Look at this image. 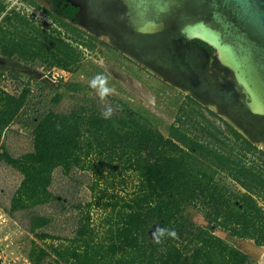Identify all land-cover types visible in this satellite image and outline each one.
Instances as JSON below:
<instances>
[{
  "label": "trees",
  "instance_id": "trees-1",
  "mask_svg": "<svg viewBox=\"0 0 264 264\" xmlns=\"http://www.w3.org/2000/svg\"><path fill=\"white\" fill-rule=\"evenodd\" d=\"M4 11L0 0V17ZM74 11L70 9L66 17H73ZM58 23L76 31L66 22ZM41 26L15 10L2 16L0 54L71 70L79 61V52L60 35ZM31 96L27 86L17 94L0 86V160L21 175L8 213L54 201L50 185L56 168L64 175L74 168L90 171L95 180L93 190L103 183L85 205L86 214L73 237L51 235L43 230L50 223L49 217L29 215L28 232L47 243L55 264L251 263L247 253L214 234V229L264 246V173L256 166L241 164L229 151L213 148L212 139L220 141L205 127L201 128V139L174 126L164 138L144 118L127 111L106 120L93 107L79 106L68 112L49 110L28 124L32 149L12 156L2 146V137L13 122L26 124L23 118ZM60 97L58 94L54 102ZM231 134L253 152V144L234 130ZM207 138V142L202 140ZM216 171L225 172L244 192L237 194L219 187L214 181ZM127 172L134 174L136 182L131 192L120 196L111 189L115 182H124ZM185 205L201 208L207 226L187 219ZM92 206L106 211L97 226L91 225ZM100 227L105 228L101 235ZM153 227L157 234L152 239L149 231ZM35 261L39 262L38 258Z\"/></svg>",
  "mask_w": 264,
  "mask_h": 264
},
{
  "label": "rangeland",
  "instance_id": "rangeland-1",
  "mask_svg": "<svg viewBox=\"0 0 264 264\" xmlns=\"http://www.w3.org/2000/svg\"><path fill=\"white\" fill-rule=\"evenodd\" d=\"M1 2L5 7L1 17L15 10L33 20L35 24L50 30L54 35H60L80 54L79 61L71 70H63L64 77L56 85H51L44 76L51 77L58 68H50L40 60L20 63L15 56L7 60H4L6 57L0 56L1 68H5V64L12 66V69L9 68V71L3 75L16 74V77H20L26 84H32L34 89L27 115L23 118L26 124L13 125V128L6 130L2 137V146L12 156H18L32 149L31 129L28 124L44 112L49 110L68 112L79 106H87L103 113L111 107L113 109L111 116L120 115L125 111L135 113L155 127L164 138L169 137V130L174 126L201 139L204 135L201 128L205 127L220 141L213 138V148L225 153L229 151L241 164L247 167L256 166L264 173V151L259 145H253L255 148L253 152L247 151L243 144L240 145L239 141L234 139L223 122L201 107L191 105L186 94L178 86H174L162 75L154 73L117 45L110 44L106 36L90 35L80 25L51 15L47 12L49 9H45L43 4L35 0H1ZM150 10L153 12L156 10L161 22L171 19L170 16L162 17L161 11L157 8H149L148 11ZM58 20L66 22L76 31L60 25ZM113 72H119L121 76L118 77ZM97 76L106 78L107 86L112 89L109 95L101 97L99 87L102 86L99 85V81L96 87L91 86V82ZM246 79L249 83V79ZM73 87L76 89L73 90ZM254 91L259 97V102H264V92L258 88ZM58 94L61 97L54 102ZM208 139L202 140L207 142ZM124 178V182H115L114 189H111L120 196H126L131 192L136 182L132 173L127 172ZM20 180L21 175L0 160V211L8 218V222L0 231V248L3 250V255L10 260L21 257L36 264H55L53 256L49 254L47 243L28 232L29 215L49 217L50 223L43 230L53 236L73 237L86 214L85 205L94 199L103 183L95 186L93 190L91 187L95 184V180L90 171L74 168L68 175H64L60 168H56L52 173L50 185V190L56 196L54 201L28 211L9 214L7 211L9 202ZM214 181L229 192L237 194L244 192V189L223 171H216ZM183 213L194 224L207 226L201 208L185 205ZM105 214L106 211L94 206L90 207L91 225L97 226ZM104 231V227L99 228L100 235ZM213 233L247 253L252 259L250 264H259L260 248L258 247L260 246L255 245L252 240L229 236L220 229H214ZM156 234V228L150 229V238L153 239ZM34 258L35 260L38 258L39 262Z\"/></svg>",
  "mask_w": 264,
  "mask_h": 264
},
{
  "label": "flooded vegetation",
  "instance_id": "flooded-vegetation-1",
  "mask_svg": "<svg viewBox=\"0 0 264 264\" xmlns=\"http://www.w3.org/2000/svg\"><path fill=\"white\" fill-rule=\"evenodd\" d=\"M35 1L43 4L45 9H49L46 11L51 15L80 25L90 35L106 36L110 44L117 45L138 61H143V56L141 57L134 49L125 45L119 35L105 26L102 20L91 18V14L96 10L90 7V1L102 7L104 12L117 17L119 13L128 10L122 0ZM169 1L172 11L171 19L159 22L162 29L159 32L161 37L149 46L150 49H158L160 58H165V61L169 63L168 69H161L160 75L169 79L174 86H178L186 94L191 105L201 107L202 110L218 118L226 125L230 133L231 130L236 131L242 139L255 146L261 143L262 147H259L264 151V114L252 113L250 94L245 86L237 80L233 70L220 60L215 46L198 38L184 39L182 37L181 39L180 32L184 23L183 19L187 20V23L202 21L213 23L217 27L224 25L225 28L222 30L225 33V41L235 46V54L248 56L255 67L254 71H247L243 67L245 76L251 75L256 81L250 79L249 87L253 90L258 88L264 92V22L258 25L252 22L255 10H264L262 0ZM241 2L248 4V12L243 10ZM73 8L76 9L73 17H66ZM81 9L90 16L80 15ZM238 43L243 48H247V51L236 50ZM232 124L237 126L243 134Z\"/></svg>",
  "mask_w": 264,
  "mask_h": 264
},
{
  "label": "bare ground",
  "instance_id": "bare-ground-1",
  "mask_svg": "<svg viewBox=\"0 0 264 264\" xmlns=\"http://www.w3.org/2000/svg\"><path fill=\"white\" fill-rule=\"evenodd\" d=\"M122 1L128 5L134 6V14H136L135 19L136 20L138 19L140 23L139 25L136 24V28L142 31H154L157 28H161V25H157V24L155 25V22L147 20L145 14L149 10V8H157L159 11H161L162 17L170 16V14L172 13V11L170 10L171 3L169 0H165V1H162V0H122ZM182 31L186 34L188 38H198L208 44L215 46V48L219 52L218 54L220 55V60L225 65L229 66L233 70V72L235 73L237 77V80L240 83H242L247 89V91L249 92L250 98H251V104H250L251 109L253 111H259V112L264 113V105H263L264 103L262 102L263 103L262 104L259 102V99H258L259 97H257L255 91L253 92V90L248 86V81L246 79V76H244L242 72H239V70L241 71L242 69L241 68L242 64L244 65L247 71L255 70V67L250 62L249 57L245 55L244 56L239 55V57L237 56L235 57V52H234L235 46H233L232 43L224 40V37L223 35H221L220 30L212 29L209 26V24L204 23L202 21H189V23H187L184 27H182ZM241 49L247 51V48H243L238 43L236 46V50L241 52ZM146 67L152 70L150 67L148 66ZM152 71L157 74V72H155L154 70ZM113 73L117 75L118 77L121 76L119 72H113ZM258 145L262 147L261 143H259ZM258 248H260L259 257H258L259 264H264V246H260Z\"/></svg>",
  "mask_w": 264,
  "mask_h": 264
},
{
  "label": "water",
  "instance_id": "water-1",
  "mask_svg": "<svg viewBox=\"0 0 264 264\" xmlns=\"http://www.w3.org/2000/svg\"><path fill=\"white\" fill-rule=\"evenodd\" d=\"M93 3L94 2L90 1V5H91L90 7H92L96 11H93V13L91 14V18L92 19H98L99 18V20H102V22L104 23L105 26H108V28L110 30H112L115 34L119 35V37L121 38L122 42L125 45H128L129 48L134 49L136 51V53H139V55L141 57L143 56L142 63L144 65L150 67L152 70L157 72V74L161 73V71H162L161 69H165V70L168 69L169 63L167 61H165V58L164 59L160 58L159 50L149 48L150 45L154 44L156 39L161 37V35L159 34V32L162 30L161 28H157L154 31H142L140 29H137L136 24L139 25L140 23H139L138 19L137 20L135 19L136 14H134V6L128 5L124 2L123 3L128 8V10L124 13H119L117 15V17L114 15H111L108 12H104L102 7H100L99 5H94ZM261 4L264 6V0H262ZM241 6L245 12H248L247 11L248 4H244L243 2H241ZM132 9H133V11H132ZM155 11L154 12H153V10L147 11L146 12V18H147V20H149V19L153 20L155 22V24L158 25L159 22L161 21V19L159 18L157 12H155ZM80 15L86 16V17L90 16L89 14H86L85 11H83V9L80 10ZM183 20H184V23H183V27H184L188 21L185 19H183ZM252 22L254 24H257V25H258V23L259 24L263 23L264 22V10L256 9L254 17L252 18ZM207 24H209V26L212 29L220 30L221 35H223V37L225 38V33L222 30L223 28H225L224 25L217 27L213 23H207ZM180 32L182 35L181 39H183V38L188 39V37L182 31V29H180ZM236 56L239 57L238 54H235V57ZM243 67H244V65L242 64L241 65L242 69H241V71L239 70V72H242V74L245 76L246 73H244ZM246 78H248L249 80L251 79L254 82H256L255 78L251 75L248 77L246 76ZM166 80H169V79H166ZM250 88L252 89V87H250ZM251 111L253 114H258V112H259V111H253L252 109H251ZM262 114H264V113H262ZM232 125L234 127H236L240 133H242V131L237 126H235L234 124H232ZM247 139L250 141L249 138H247Z\"/></svg>",
  "mask_w": 264,
  "mask_h": 264
},
{
  "label": "built area",
  "instance_id": "built-area-1",
  "mask_svg": "<svg viewBox=\"0 0 264 264\" xmlns=\"http://www.w3.org/2000/svg\"><path fill=\"white\" fill-rule=\"evenodd\" d=\"M22 63L21 61H19ZM47 78L51 85H56L64 77V71L60 69H56V72L52 73L51 77H47L46 75L44 76ZM0 86L2 89H4L6 92H9L11 94L14 93H19L24 86L29 87L30 93L33 92V86L32 84H26L20 77H13V76H8L7 74H4L1 76L0 79ZM8 222V218L5 214H3L0 211V231H2L3 226ZM0 264H36L31 262L29 259H22L16 258V260H10L8 259L7 256L3 255V250L0 248Z\"/></svg>",
  "mask_w": 264,
  "mask_h": 264
},
{
  "label": "clouds",
  "instance_id": "clouds-1",
  "mask_svg": "<svg viewBox=\"0 0 264 264\" xmlns=\"http://www.w3.org/2000/svg\"><path fill=\"white\" fill-rule=\"evenodd\" d=\"M97 81H99V85H101L102 87H99V91H100V95L101 97L107 96L112 92V89L110 87L107 86V81L106 78H102L100 76H97L96 78L93 79V81L91 82V86L92 87H96L97 86ZM113 109L111 107H108L103 113H102V117L104 119H109L112 115ZM158 231L161 232V234L163 233L162 229H158ZM172 236H175L174 232L169 233ZM157 243H159V240H157Z\"/></svg>",
  "mask_w": 264,
  "mask_h": 264
},
{
  "label": "crops",
  "instance_id": "crops-1",
  "mask_svg": "<svg viewBox=\"0 0 264 264\" xmlns=\"http://www.w3.org/2000/svg\"><path fill=\"white\" fill-rule=\"evenodd\" d=\"M0 56H2L1 54H0ZM2 57H4V56H2ZM7 59H11V58H6V59H4V60H7ZM7 62V61H6ZM0 64H1V60H0ZM6 65V67L5 68H1V65H0V76H2L3 75V73H7L8 71H9V68L10 69H12V66L10 67V66H7L8 64H5ZM14 70V69H13ZM13 125H17V126H20L21 124H19L18 122H13L12 124H10L7 128H6V130H8L9 128H13ZM5 130V131H6ZM4 131V132H5Z\"/></svg>",
  "mask_w": 264,
  "mask_h": 264
}]
</instances>
